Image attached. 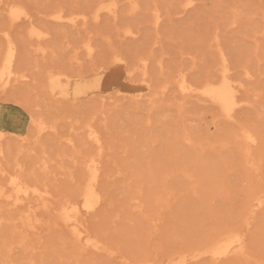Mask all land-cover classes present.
Segmentation results:
<instances>
[{
    "label": "rangeland",
    "instance_id": "rangeland-1",
    "mask_svg": "<svg viewBox=\"0 0 264 264\" xmlns=\"http://www.w3.org/2000/svg\"><path fill=\"white\" fill-rule=\"evenodd\" d=\"M186 1L0 0V65L11 41L26 76L0 86V185L18 177L47 191L46 206L0 200V264H166L235 231L244 254L185 264H264V205L250 206L264 194V0ZM104 2L117 10L96 18ZM14 6L28 18L13 21ZM56 10L85 24H62ZM32 24L45 37L31 36ZM224 70L240 85L231 117L199 94ZM51 74L97 86L76 101L54 96ZM182 78L196 92L183 93ZM133 86H146L145 98L116 93ZM98 154L102 202L80 217L100 241L94 251L59 212L80 199Z\"/></svg>",
    "mask_w": 264,
    "mask_h": 264
},
{
    "label": "bare ground",
    "instance_id": "bare-ground-1",
    "mask_svg": "<svg viewBox=\"0 0 264 264\" xmlns=\"http://www.w3.org/2000/svg\"><path fill=\"white\" fill-rule=\"evenodd\" d=\"M191 3H192V1L189 0L186 5L188 6ZM104 10L115 14V12L117 10L116 3L115 2L114 3L110 2L108 4H106L105 2L102 3L97 8L96 18L99 17L100 11H104ZM66 14H67V12H66ZM66 14H63L60 11L58 13V11H57V13L53 15V18L58 22H61V23L63 22V23L69 24L71 26H76L79 24H85L86 20H85V16L83 14H74V15H69V14L66 15ZM10 16H11V19L13 21L18 22L19 20L27 19L29 15L24 8H22L20 6H14L11 9ZM157 19H159V17ZM156 21H159V20H156ZM43 31L38 30V28L32 24L31 29H30V35L35 36L40 40L43 37H45V35L47 34L46 32H45L46 33L45 34ZM88 51L91 54V52H92L91 46H88ZM16 55H17V49H16L15 45L10 41L8 48L5 52V55L3 57L2 63L0 65V86H2V87H9L10 85L14 84V82L19 81L22 78L26 77L25 75H18V73L14 67ZM105 79H107V78H105ZM110 79H112V78H110ZM109 83H107V84H109ZM89 84H80V83L73 84L72 79L66 75H62V74L52 75L51 74L49 77V87L48 88L50 89V94L52 93L54 96L63 97V98L67 97V98H70V99L76 101V100L81 99L83 95L88 94V90L90 89V87L97 86L94 84L93 85H89ZM114 84L115 83H113L112 85L114 86ZM105 85L106 84H104V86ZM116 85H118V84H116ZM120 85H122V84H120ZM239 86L235 83V81L233 79L230 78L229 73L224 70L222 75L218 76V78L211 80V81H208V82L206 81V83H204L201 86V88H199V90H200L199 94H201V96L203 95V97L205 96L208 99L213 100L211 102L215 101L221 107L223 113L227 117L228 116L231 117L233 112L236 110V108L240 104V100H239L238 94H237L239 91V89H238ZM180 87H181L180 89H182L184 91L183 93L188 92L191 94L194 91L196 92V89L192 88L193 86L191 87L186 82L185 78L184 79L182 78V80L180 82ZM146 90H147L146 86H138V87L133 86V87H129V88H124V87L122 88L121 87L116 91V93H119L122 96L124 95V98L126 96H131L132 98L136 99V98L144 97L146 95V92H145ZM102 92L105 93L106 90L102 91ZM190 94H189V96H190ZM198 96H200V95H198ZM60 100H61V98H60ZM142 100H144V99H141V101ZM47 126L43 122H40L37 126V133L42 134L43 131H45L48 128ZM50 128L51 127H49V129ZM89 128L90 129L88 130V136L96 144L98 143V145H99L98 148L101 149V146H102V145H100L101 135H98L97 130H96L97 131L96 132L91 127H89ZM246 132L244 134L245 135L244 138L248 139L250 141H253V137L251 136L252 133L248 132L251 134V135H249V134H246ZM0 138H3L1 133H0ZM67 142H72V139L67 138ZM3 151H2V149H0V154ZM100 164H101V157L99 154L96 157H91L86 161V171H87L86 174H88V178H87V181L85 182L84 187L81 190L80 199H77L74 201H69L66 204H63V206L59 212L60 219L64 222L63 224L67 225V227H70L69 229H71V231H72L71 233H73V235L76 237L77 243L78 244L83 243L85 248H89V249H92L94 251H99L98 249H101L100 241L97 240L96 238L92 237L91 235H89V233H87L83 229V225H82L83 220L81 222L80 217L82 215H85L88 213L90 214V212H92L94 210L96 211L97 207L102 202L101 194L99 193L100 191L97 188L98 180L100 177V168H101ZM8 184H7L8 185L7 187H4V185H0V200L6 201L7 205H9V207L11 206L12 208H14V210L21 207L22 205L27 204L28 202H31L30 198H32V197H33V200L35 202H37L36 200H38L39 202H37V203H40V204L42 203L43 206H46V204L44 205V203L47 201V197H46L47 191L41 190L40 188H38L34 185H30L18 177H11ZM40 204H38V205H40ZM42 204H41V206H42ZM34 205L36 207V203ZM263 205H264V194H259L254 199L253 203L250 205V206H252L251 208L253 209L252 210L250 208L252 210L251 212H253L255 208L258 209V207H261ZM31 212L32 211H30V213ZM29 216H31V215H29ZM14 218H16V217H14ZM38 218H40V217H38ZM38 218L36 215L32 216L31 219L27 220V222L25 221L26 225L32 229L36 228V222L39 221ZM82 219H83V217H82ZM41 229H43V228H41ZM235 232H230L231 235H224L225 234L224 233L222 237H220V238L218 237L214 243H212V244L210 243L205 248L203 247V249H201L202 248L201 247L200 250L198 249V250L193 251V253H189V254H191L189 256H182L180 259L178 258L179 260L177 259V261H175V262L171 261L169 263L166 262V264H185L187 262H190L191 260H193V261L198 260L202 257H210L211 259L210 258H208V259L214 260V261H220L222 259L226 260L225 258H228L231 256L244 254L243 253V251H244V242H243L244 238L241 237L243 235L240 236L239 233L232 235V233H235ZM38 233H39V231H38ZM226 234H229V233H226ZM186 255H188V254H186ZM209 262H211V261H209Z\"/></svg>",
    "mask_w": 264,
    "mask_h": 264
}]
</instances>
